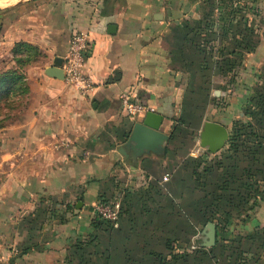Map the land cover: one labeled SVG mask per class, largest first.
<instances>
[{"label":"crops","instance_id":"crops-1","mask_svg":"<svg viewBox=\"0 0 264 264\" xmlns=\"http://www.w3.org/2000/svg\"><path fill=\"white\" fill-rule=\"evenodd\" d=\"M14 4L0 8V74L18 69L13 54L18 43L38 47L44 61L22 72L30 90L26 107L0 128V264H61L76 237L90 232L102 192L166 178L172 124L190 113L188 102L197 104L189 94L196 88L192 61L197 54L191 48L195 35L188 32L203 27L204 4ZM74 30L88 32L91 41L85 71L96 90L89 97L47 75L56 59L66 56ZM124 95L146 113L163 117L161 128L170 138L163 154L137 156L127 147L134 125L146 113L131 116Z\"/></svg>","mask_w":264,"mask_h":264},{"label":"rangeland","instance_id":"rangeland-1","mask_svg":"<svg viewBox=\"0 0 264 264\" xmlns=\"http://www.w3.org/2000/svg\"><path fill=\"white\" fill-rule=\"evenodd\" d=\"M203 4L201 19L215 21L213 69L197 74V104L172 124L166 178L102 192L96 204H119L118 220L101 219L108 225L95 233L92 219L61 264H264V0ZM30 46L18 55L22 72L44 61ZM26 95L1 102L0 124L25 109ZM209 121L229 132L217 154L200 146Z\"/></svg>","mask_w":264,"mask_h":264},{"label":"water","instance_id":"water-1","mask_svg":"<svg viewBox=\"0 0 264 264\" xmlns=\"http://www.w3.org/2000/svg\"><path fill=\"white\" fill-rule=\"evenodd\" d=\"M114 28L115 26H112ZM110 34L112 32H109ZM62 59H56L54 67L47 71V75L54 79L64 80ZM163 117L154 113L148 112L144 117L134 125L127 147L131 149L133 154L141 156L147 153L156 155L165 152V143L169 141V136L162 131ZM229 140L228 129L219 123L206 122L200 134V146L206 149L211 154H217ZM216 227L210 225V242L209 247L215 245Z\"/></svg>","mask_w":264,"mask_h":264},{"label":"trees","instance_id":"trees-1","mask_svg":"<svg viewBox=\"0 0 264 264\" xmlns=\"http://www.w3.org/2000/svg\"><path fill=\"white\" fill-rule=\"evenodd\" d=\"M208 1V0H207ZM203 2H206V0H203ZM211 3L214 2V0H210ZM205 9V8H204ZM215 21L209 18L202 19L201 24L203 25L195 28L196 30H190L188 34L193 33L195 35L194 39L191 40V48L194 49V54H197V57L192 61L196 64L197 73H194L193 76H197V74L203 75L209 72L207 69H213L212 62L208 61L207 64L205 60L212 59L213 53H212V47L213 44V35L208 34V31L210 28H213ZM209 33H212L209 31ZM211 37V38H210ZM215 37V36H214ZM33 48V47H32ZM30 45L26 43H18L15 45V48L13 50L14 54V60L18 66L17 70H10L5 71L0 74V104L1 102H7L9 99H13L20 96H25L29 93V87L27 85V82L25 81V77L22 74V64L20 58H18V55H24L26 52V49L31 50L32 49ZM35 49V48H34ZM215 58V54L213 56ZM190 61V60H189ZM211 74V72H210ZM197 79V78H196ZM194 79V80H196ZM197 84V80H196ZM197 88H195V91H189L190 99L192 102H196V99L198 96H196ZM194 96V97H193ZM196 103L191 104L188 103V110L191 109L190 113L187 111V113L191 114L192 107H194ZM5 107L11 108V105H6ZM4 124H0V128L3 127ZM101 200V199H100ZM92 226L93 231L96 233L97 231H101L105 225H108L106 221H101V219L95 217L92 220ZM107 223V224H106ZM164 263L165 260H162Z\"/></svg>","mask_w":264,"mask_h":264},{"label":"built area","instance_id":"built-area-1","mask_svg":"<svg viewBox=\"0 0 264 264\" xmlns=\"http://www.w3.org/2000/svg\"><path fill=\"white\" fill-rule=\"evenodd\" d=\"M91 41L88 32L74 30L68 52L63 59L62 72L64 82L73 87L80 96L89 97L94 94L96 87L92 80L86 75V62L90 57ZM123 105L128 113L135 117L139 114L146 113L148 110L140 104L131 102L129 96L122 97ZM120 205L116 204L115 208L111 205L99 203L94 205L95 217L115 222L119 218Z\"/></svg>","mask_w":264,"mask_h":264},{"label":"bare ground","instance_id":"bare-ground-1","mask_svg":"<svg viewBox=\"0 0 264 264\" xmlns=\"http://www.w3.org/2000/svg\"><path fill=\"white\" fill-rule=\"evenodd\" d=\"M17 0H0V8H5L6 6L12 5L16 2ZM22 1V0H21ZM20 2V1H19ZM18 2V3H19Z\"/></svg>","mask_w":264,"mask_h":264}]
</instances>
